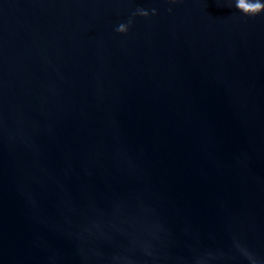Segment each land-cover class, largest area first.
Returning a JSON list of instances; mask_svg holds the SVG:
<instances>
[{
    "label": "water",
    "instance_id": "water-1",
    "mask_svg": "<svg viewBox=\"0 0 264 264\" xmlns=\"http://www.w3.org/2000/svg\"><path fill=\"white\" fill-rule=\"evenodd\" d=\"M0 264H264V10L0 0Z\"/></svg>",
    "mask_w": 264,
    "mask_h": 264
},
{
    "label": "clouds",
    "instance_id": "clouds-1",
    "mask_svg": "<svg viewBox=\"0 0 264 264\" xmlns=\"http://www.w3.org/2000/svg\"><path fill=\"white\" fill-rule=\"evenodd\" d=\"M175 2V0H173ZM235 7L245 15H255L264 10V3H261L260 0H253V2L245 3V0H235ZM155 14V10H153ZM135 15L147 16L148 13L142 9H138ZM131 21H129V24ZM128 25L120 24L115 31L118 33H125L127 31Z\"/></svg>",
    "mask_w": 264,
    "mask_h": 264
}]
</instances>
